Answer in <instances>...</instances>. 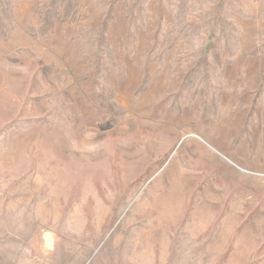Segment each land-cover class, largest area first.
I'll return each mask as SVG.
<instances>
[{"label":"rangeland","instance_id":"obj_1","mask_svg":"<svg viewBox=\"0 0 264 264\" xmlns=\"http://www.w3.org/2000/svg\"><path fill=\"white\" fill-rule=\"evenodd\" d=\"M0 264H264V0H0Z\"/></svg>","mask_w":264,"mask_h":264}]
</instances>
